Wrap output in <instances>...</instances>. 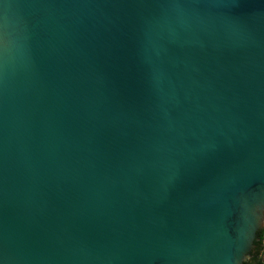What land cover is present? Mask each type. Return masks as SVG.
<instances>
[{"label":"water","instance_id":"obj_1","mask_svg":"<svg viewBox=\"0 0 264 264\" xmlns=\"http://www.w3.org/2000/svg\"><path fill=\"white\" fill-rule=\"evenodd\" d=\"M264 227V0H0V264H243Z\"/></svg>","mask_w":264,"mask_h":264},{"label":"trees","instance_id":"obj_2","mask_svg":"<svg viewBox=\"0 0 264 264\" xmlns=\"http://www.w3.org/2000/svg\"><path fill=\"white\" fill-rule=\"evenodd\" d=\"M264 227L257 233L254 248L243 264H264Z\"/></svg>","mask_w":264,"mask_h":264},{"label":"rangeland","instance_id":"obj_3","mask_svg":"<svg viewBox=\"0 0 264 264\" xmlns=\"http://www.w3.org/2000/svg\"><path fill=\"white\" fill-rule=\"evenodd\" d=\"M263 243H264V241H263Z\"/></svg>","mask_w":264,"mask_h":264}]
</instances>
